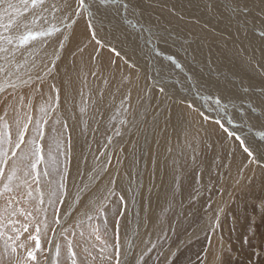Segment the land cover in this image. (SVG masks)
I'll list each match as a JSON object with an SVG mask.
<instances>
[{
    "label": "snow or ice",
    "instance_id": "6c2138e0",
    "mask_svg": "<svg viewBox=\"0 0 264 264\" xmlns=\"http://www.w3.org/2000/svg\"><path fill=\"white\" fill-rule=\"evenodd\" d=\"M230 2L237 15L241 8L250 14L249 4L256 5L259 16L253 19H258L264 26V0ZM139 7L140 0H0V264H161V259L164 264H175L178 259L176 252L165 256L162 251L153 258L158 243L149 241L140 248L128 233L122 240L121 220L126 218L127 210L125 197L135 190L129 187L117 192L122 163L120 153L124 149L121 147L117 151L112 147L113 136L105 137V151L94 157L98 162L103 158V163L85 173L89 183L82 181L80 186L76 185L70 168L72 137L68 121H79L83 125L82 132L86 131L88 119L94 120L98 115L96 105L102 101L105 89L97 88L95 96L89 97L84 91L85 87L92 91L88 76L78 72L76 79L81 87L77 102L71 77L60 85L56 83L65 42L75 39V32L68 33L65 29L80 20L86 25L88 42L94 41L97 48L92 57L97 67L90 69L88 75L105 85L114 79L106 73L112 72L111 65L116 61L104 66L98 51L107 47L139 76L137 63L131 62L129 53L121 57L123 49L118 51L106 37L98 38L105 23L111 25L110 34L115 37L125 18L136 16ZM140 19L142 13L137 17L138 21ZM142 36L143 46L140 44ZM126 39L132 41V52L142 58H164L165 54L155 41L167 43L168 37L162 35L159 28L152 30L149 27L147 33L142 30L130 33ZM261 50L264 52V33L261 34ZM77 51L83 53L84 48L78 44ZM240 51L237 49L238 53ZM166 59L176 62L173 55H167ZM247 62L252 64L251 59ZM176 66L182 67L178 62ZM261 66L264 67V61ZM124 81L133 84L130 72L121 76V83ZM151 87L170 99L167 85L162 80L154 81ZM128 99L129 96H125L121 101L117 115L128 113L129 106H125ZM248 103L252 105L250 110L242 107L235 119H246V128L264 129V119H261L264 117V96ZM216 105L220 112L227 107L226 104L221 106L219 97ZM187 107L194 108L191 102ZM256 112L259 115H253ZM200 115L205 121L218 125L239 144L247 157L229 196V200L235 202L236 196H247L254 182L259 180L255 168L246 176L244 169L255 165L264 175V131L255 132L259 140L252 143L248 136L240 134L245 128L231 126L234 123L231 114L227 115V120L203 112ZM116 118V115L112 117L113 120ZM129 123L126 118L120 119L121 127ZM114 135L119 137L122 133L116 129ZM206 147L210 149L211 145ZM109 150L113 156L108 155ZM113 158L117 167L114 174H109ZM217 167L227 168L223 164ZM103 175H109L108 182L93 186V182ZM221 175L223 173H218V177ZM260 186L264 189V183ZM218 191L223 193L224 188ZM254 207L264 214V197H260ZM209 255L214 254L206 248L204 257H198L200 264H211ZM214 264H222V255H216Z\"/></svg>",
    "mask_w": 264,
    "mask_h": 264
},
{
    "label": "rangeland",
    "instance_id": "374dc122",
    "mask_svg": "<svg viewBox=\"0 0 264 264\" xmlns=\"http://www.w3.org/2000/svg\"><path fill=\"white\" fill-rule=\"evenodd\" d=\"M250 6H253V4L250 3ZM149 14L151 15V13ZM243 14H245V18H247V20H245V18H241L238 20L237 24L241 28L245 29L246 33L252 32L255 35H253V37L257 40L259 39L258 41H261V34L264 33V31H262L264 30V26L260 25L261 22L258 19H253V17H257L259 14L257 13V16H255L251 9L250 14H248V12ZM158 16L159 15L154 14L153 17L156 19L152 17L153 20L156 21ZM248 20L250 22H248ZM81 22L82 21L80 20L78 23ZM149 25L151 26V24ZM164 26L166 27V25ZM61 27H63V25H61ZM174 30L175 31L172 30L174 33L170 30L161 32L162 35L168 37L167 43L161 41L164 43H162L164 46L166 45L165 48L169 50H165L166 54L173 55L174 53L173 56L176 57V62L180 61L178 63L182 65L183 68L188 70L190 73L194 71L197 76L200 75L199 79L203 80V84H200L199 81H194L191 84L192 86L189 85L190 94L197 96L198 99L208 103L212 108L214 107V110L218 107L216 105L217 97L220 98L221 103H228V97L225 96V93L222 91V89L223 87L229 86L227 84L230 79H232L231 81L235 82V79H233L234 76L230 75L226 71H233L234 73L238 71V67L236 66L237 64H235L236 60H234V62L232 60L226 61L227 64L225 63L224 67L229 65L227 66L228 68L225 67L220 69L223 66L219 67L220 70L228 74H223L221 71H218L215 67L211 66L210 68H213L211 69L213 70L212 74H216V77L221 75L224 76V78L220 79L219 77H215V83H204L206 78H203V72L205 71H203L202 74V69H198V71L194 70L196 69L194 62L197 61L196 51L198 49H195L193 45L194 42L189 41L187 42L190 43L189 46L185 48V37L183 38V35H180L181 33L179 34L178 30ZM68 33L70 32L68 31ZM185 39L187 40L188 38ZM178 41H184V44H180ZM161 42H159L160 45ZM210 44L213 43H206L204 45L211 46ZM249 44L250 45L246 44L247 50L250 48L253 50L254 48L252 47H254L255 44L250 42ZM180 45H184V47L181 49ZM211 47L209 49L215 54L224 51L222 42L219 40H216L215 45L212 48ZM82 48L87 51L91 58L96 55L97 48L94 41H92V44L88 43ZM217 48L220 49L218 50ZM49 49L50 52L51 48ZM173 49L176 51L174 52ZM238 49H240V47ZM251 49L249 51H252ZM107 50V53L102 51L106 60L105 66H108L110 62L114 60L116 63L111 65V68L120 69L122 64L120 62H122V60L117 59L108 48ZM171 50L172 52H170ZM241 50H243V48H241ZM98 51L100 52V49ZM185 52H188L189 55L186 53V56H182V53ZM77 54L81 55L82 53L78 52L76 55ZM76 55H74L75 58ZM217 56L220 57V55ZM77 59L78 61L76 63H81L80 58L77 57ZM183 60L186 61L184 62ZM176 62H168V66L175 68L177 67ZM118 65L120 66L117 67ZM210 65L211 63L208 62L205 64V66L203 65V67L208 68ZM253 67L256 68V66ZM206 72H208V70ZM259 72L262 73L259 74L260 77L252 76L253 78L249 79V83L252 82L251 84H239V86H234V90L243 93L237 94L230 99L232 101V107L234 104H237L233 103V101H239V103L241 102L240 105L242 104L243 107L245 105L246 111H249L252 105H250L248 101L252 99L257 101L261 96H264V88L262 87L264 86V72L262 70H259ZM195 74L194 76L196 77ZM208 75L211 77L210 74ZM176 81L181 82L179 80ZM169 86H171V84H169ZM214 89H216V92ZM187 93L188 92H184L185 95H187ZM244 94H247L245 96H249L250 99L248 98L247 100L246 97H244ZM205 97H209L208 100L204 99ZM191 101L194 103V100L191 99ZM155 103L156 102H154L151 106H154ZM181 104V109L183 112H185L184 115L188 120H190L189 122L191 125H195V132L193 135H190L192 137L188 136L187 139H181V141H175L173 139L172 143H169L167 146L163 145L159 150H157V153H155L156 155L152 157L153 160L148 157H144L142 160L144 162L145 168H147V171L149 170L148 172L150 173V178L147 180V182H139L141 179L140 174L134 176L132 171H130L132 169L129 167L125 168V173L122 178H117L118 193L120 188L130 187L135 190V192L129 191L125 197L127 200V210L126 218L121 220L122 240L125 239L126 233H128L129 236H132L133 233H135L137 235L134 236L135 242L140 248H143L149 241L158 243V248L152 253L153 258H155V256L160 251H162L165 256H167L169 253L176 252L178 254V259L175 261V264H200L198 257H204V250L206 248L209 249L210 253L214 254L208 256V260L211 262V264H214L216 255H222V264H264V214L254 207V205L258 203L259 198L264 197V189H262L260 186L261 183H264V175L261 174V169L256 168L255 165H253L259 180L254 182L250 193L243 198L236 196L235 202L230 201L229 196L232 193L234 180L240 173L238 170L241 169V165L245 164L247 161L246 155L242 152L239 144L229 138L218 125L215 123H209L201 117L200 113L203 112V110L195 106V109H189L187 107V101H183ZM229 109L230 107L225 108V110L228 111L222 112L225 119L227 120V115L230 112L234 118L233 125L236 126V128H245V124H247L246 119L239 121L238 119H235V117L239 114L237 111L240 110L234 109L236 113H238L234 114ZM106 115H108L107 119L105 118ZM114 115H116V117L119 119V115H117L116 111L105 114V116L103 115L104 117H102V119H105L103 120L104 126L101 129L102 131L98 129L93 130L92 127L95 126V120L88 119L87 130L83 132L81 131L87 139L84 141L86 144L83 143V140H77L76 143L78 145L73 144L72 142V161L70 168L72 178L75 179L77 186H80L82 181L85 184L89 183V178L85 175V173H89L94 167L98 166V163H103V158H101L99 162L95 159L97 164L90 166L91 159L87 163V161L85 162L86 157L78 154L80 151L79 144L83 143L85 146L91 147L94 157L98 155L99 152L105 151V137L111 135L113 136L116 129H119L121 133H123L122 127L120 126V120L117 118V120L112 119L111 116ZM253 115H259V112H256ZM100 119L101 118H99L97 121H100ZM143 119H145L144 121L147 122V120H151V116H143ZM261 119H264V117H261ZM139 125L140 126H138L139 129L137 132L140 134L142 131L144 132L145 126L141 123ZM203 125L205 126L203 127ZM79 126L80 125L76 126L77 134ZM97 126L98 124L96 127ZM57 128L59 129L58 125ZM70 129L71 128L69 127V131L71 132ZM111 129L113 131H111ZM247 129L248 128L245 129L246 132L248 131ZM261 131H264V129H261ZM117 138L118 136H113L114 143ZM73 140L74 139H72V141ZM146 144H148V142H146ZM206 145H211V148L209 149L206 147ZM112 147H114L117 151L119 150V148L117 146L115 147L114 144ZM141 149L143 148L141 147ZM108 153L110 154H108L109 156H113V152L111 150H109ZM76 154L78 156H76ZM193 157H195V159H193ZM83 160L86 164H84L85 166L83 165ZM220 164L226 165L227 168H218L217 166ZM77 166H79L80 170L79 176H77ZM110 166L112 169L117 166L115 158H113L112 164ZM252 169H250V167L249 169L247 168V171L244 169V175H249ZM159 171H161L160 175L157 174ZM218 173H223V175L218 177ZM142 174L145 176L147 172L142 171ZM101 178L93 182V184H98V181H101ZM129 180L131 181L130 185ZM139 186H141V189L138 193ZM222 186L224 188L223 193L218 191V189H220ZM149 190L151 193L150 195ZM73 191H75V189H73ZM217 216L219 217L218 226H216ZM214 226L215 231H213ZM109 235H111V227ZM137 251H139V248ZM161 264H164L163 259H161Z\"/></svg>",
    "mask_w": 264,
    "mask_h": 264
},
{
    "label": "bare ground",
    "instance_id": "6f19581e",
    "mask_svg": "<svg viewBox=\"0 0 264 264\" xmlns=\"http://www.w3.org/2000/svg\"><path fill=\"white\" fill-rule=\"evenodd\" d=\"M249 8L251 9L252 13L255 16H257V13L259 14V8L256 5L250 6L249 4ZM237 11H239L240 13L239 15H237L236 11H234V6L231 4L230 0H218V1L140 0V7L137 10L136 16L126 17L123 22V25L121 26V30L115 34V37H113L110 34L112 31L111 25H108L107 23H105L104 29H102L98 33V38L106 37L107 39L111 40L112 44L117 47L118 51H121V49H123L121 51V57H123L125 53H129V55L131 56V62H136L137 68L139 69V76H137L136 71L129 70L127 65L124 64L122 61L120 62L122 63L121 66L120 65L117 66V67L120 66L121 71L120 69L116 68V69H112V72L106 73V75L108 76H114V79L110 80V83L107 85H105L100 80H96L91 75H88L89 70L90 69L95 70L97 65H95V63L92 61V58L87 53V51L84 50V52L81 55L79 54L76 55V53H78L77 45L79 44L80 47H83L89 43L88 41L90 39V37L87 35V29H86V25L84 21L81 20L82 21L81 23H76V25L72 26L73 28L69 27L65 29L67 32L69 31L70 33L74 31L75 39L65 42L66 48L61 53L63 62L60 63L59 76L57 78L56 83L60 85L63 81H67L68 78L71 77V79L74 82L73 89L76 93L77 102L79 101V89L81 87L80 81L76 79L78 72H83L85 75L88 76L89 86L91 87L92 91L89 92V87H85L84 91L88 93L89 97L95 96L97 88L105 89L102 101L98 102L96 105V108L98 109V115L95 116L96 119H94L95 126L92 127L93 130L95 129L101 130L104 126L103 120L105 118L107 119L108 115H106V117L103 119L102 117H104L105 114H109L115 111L117 112V109L120 108L121 101L124 100L125 96H129V99L125 101V106H129L128 113L124 114L123 112H121L119 114V119L117 118L118 120H120L121 118H126L128 121H130L129 124H126L122 127V132H123L122 136L118 137L114 143L115 147L116 146L118 148L123 147L124 149V151L120 153L122 163L119 165V177L118 178H122V176L125 173V168L129 167L132 169L130 171H132V174L134 176H137L140 174L141 179L139 180V182L141 181L147 182V180L150 178V173L148 172L149 170L147 171V168H145V165L142 159H144V157L146 158L148 157L152 159V157L156 155L155 153H157V150H159L160 147H162L163 145L167 146L169 143H172L173 139L175 141H181V139L182 140L187 139L188 136L194 134L195 129H196L195 125H191V123L189 122L190 120H188L187 117L184 115L185 112H183V110L181 109L182 107L181 100L184 102L187 101L188 103L191 102L193 106L203 110V113L205 115H209L213 117H223L225 119L224 115L222 114V112L219 111L218 107L214 110L213 109L214 107L212 108L208 103L203 102L201 99H198L197 96L190 94L189 85H191L194 81H199L200 84H203V80L199 79L200 75L197 76L195 72L193 71L192 73L196 75L195 77L194 74L190 73L188 70L183 68V66L178 67V68L169 67L168 65L171 62H169L166 59V56L168 54H166L165 52V50L166 51H169V50L165 48L166 45L164 46L163 42L155 41V44H158L159 46H161L160 47L161 51L163 53L165 52L164 58L161 59L160 57H153L152 59H147V58H142V55H137L132 52V49H133L132 41L130 39H126V36L130 33H135L141 30L144 33H147L149 31V27H151L152 30L159 28L161 32H164L165 30H170L171 32L175 31L174 29L178 30V33L179 34L181 33L180 35H183V38L185 37L189 39V40L188 39L186 40L184 38V41H186L185 48L189 46L190 43H187L189 41V42H194L193 45L195 49L196 50L198 49L196 51L197 61L194 62L196 69L194 70L198 71V69H202L201 73L205 71L203 72L204 74L202 73L203 78H206L204 83L205 82L215 83L216 74L215 75L212 74L213 70L211 69L213 68H210L211 66L215 67L218 71H221L223 74L229 73L230 75L234 76L233 79H235V82L231 81L232 79H230V81H228V84H227L229 86L223 87L222 91H224L225 96L228 97V101H227L228 103H226L227 105L226 108L230 107L229 109L230 111H232L234 114H238L239 111H237L238 113H236L234 109L240 110L243 107L242 104L240 105L241 102L239 103V101L238 102L233 101V103H237V104H234V107H235L234 108L231 105L232 101L230 99L233 98V96L237 94H241L243 92H238L234 90L233 88L235 85L239 86V84L241 85L251 84L252 82L249 83V79H252L253 78L252 76L260 77L259 74H262V73L259 72V70H262L264 72V67L261 66V61H264V52H262L261 50V45H260L261 41H258L259 39L257 40L256 38H254L253 37L254 34L252 32L246 33V30L241 28L237 24L238 20H240L241 18H245V14H243L245 13L244 9L241 8ZM141 13H142V19L138 21L137 17L141 16ZM149 13H151V15ZM154 14L160 16V17L159 16L157 17V20L159 21L153 20V18L156 19L155 17H153ZM129 20L131 21V24L128 23ZM245 20H247V18H245ZM248 22L250 21L248 20ZM147 23L151 24V26ZM164 25H166V27ZM241 32L247 37V39L244 38L245 36L240 34ZM216 40H219L222 42V47L224 49L223 52L220 51L221 53H217V54H215L212 50L209 49L212 45L213 46L215 45ZM241 41H243V43H241ZM159 42H161V45L159 44ZM178 42L180 44H184L183 42H180V41ZM249 42L252 44H255L254 47L252 48L257 49V50H254V49L252 50L251 48L250 49L252 51H249L250 49L247 50L246 44L250 45ZM144 43H145V40H144V37L142 36L140 39L141 46H143ZM206 43H213V44H210L211 46L204 45ZM149 46H152V45H149ZM180 47L182 49L184 45H180ZM239 47L240 49L243 48V50H241L238 53L237 49ZM244 49H246V51H244ZM102 51L107 53L108 52L107 47L100 49V53H101L100 59L102 60L103 65L105 66L106 60L104 57V53ZM175 51L176 50H174V52ZM170 52H172V50ZM186 53L188 54V52L182 53L183 54L182 56H186L187 55ZM74 55H76V58L74 57ZM217 55H220V57ZM193 56H194V53H193ZM77 57L80 58L81 63H78V64L76 63L78 61ZM116 58L120 59V57H116ZM249 59L252 60L251 65L247 62ZM228 60H232L233 62L234 60H236L235 64H237L236 66L238 67V71L236 73H234L233 71L231 72L226 71L228 72L226 73L220 70V69H223L229 66L227 65L224 67L226 61ZM208 62L211 63V65L208 68L203 67V65L205 66V64H207ZM220 66H223V67L219 69ZM253 66H256V68ZM207 70L208 72H206ZM129 72L131 73L133 84L129 85L127 81H124L123 83H121V76L129 74ZM208 74H210L211 77H209ZM218 75H219V72H218ZM218 77L220 79L224 78V76H221V75L217 76L216 78ZM161 80L164 81V83L167 85L166 92L169 93L170 99L161 96V94L155 88L151 87L154 81H161ZM176 80H179L181 82H178ZM169 84H171V86H169ZM262 87L264 88V86ZM214 91L216 92V89H214ZM184 92L185 93L188 92L187 95H185ZM245 95L247 94H244V97H246L247 100L248 98L250 99L249 96H245ZM191 99L194 100V103L193 101H191ZM252 101H255V100L252 99ZM154 102H156L155 105L151 106ZM221 105L223 106L225 104L221 103ZM243 108H245V105ZM76 111H78V108L76 109ZM143 116H151V120L149 121L147 120L148 122L147 123L146 121H144L145 119H143ZM99 118H101L100 121H97ZM68 123H69V127L71 128L70 130L72 133V139H74L72 141L73 144H77L76 143L77 140H81V141L83 140V143L86 144L84 141L87 139L85 138V135L82 134L81 132L82 131L81 129L83 128L81 123L79 121L74 123L72 120H69ZM140 123L145 126V129H144V132L142 131L139 134L137 130L139 129L138 126H140L139 125ZM97 124L98 126L96 127ZM78 125H80L79 126L80 128L78 127V129L80 130V132L78 130L79 135L76 132V126ZM204 126L205 125H203V127ZM231 126L236 128V126H234L233 124ZM249 127L250 126L247 127L248 128L247 132L243 131L240 134L242 136H248L251 139L252 143H255L256 141L259 140V137L255 136V132L259 130L261 131V129L251 128V127L249 128ZM114 128H115V125H114ZM111 131L113 130L111 129ZM113 136L115 137V135ZM146 142H148V144H146ZM83 143L79 144L80 151L78 154H80L83 157H86L88 159V160L86 159L87 163L91 159L90 166L97 164V161L95 160L94 155H93L92 148L85 146ZM141 147L143 149H141ZM89 148L91 149V151H89ZM76 156L78 155L76 154ZM84 164L85 162L83 163V165ZM116 167L112 169L110 166L108 169L109 174H114ZM252 168H253V165L252 167L250 166V169ZM142 171H146L147 174L144 176L142 174ZM238 171H240V169ZM245 171H247V169ZM160 172L161 171L157 172V174L160 175ZM108 179H109V175H103L101 178V181L100 180L98 181V184H101V185L106 184L108 182ZM140 189H141V186H139L138 193ZM132 236L134 237L137 235L133 233Z\"/></svg>",
    "mask_w": 264,
    "mask_h": 264
}]
</instances>
